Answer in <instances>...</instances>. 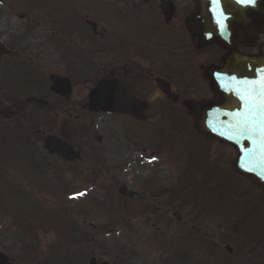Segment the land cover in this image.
Listing matches in <instances>:
<instances>
[{
    "label": "rangeland",
    "instance_id": "rangeland-1",
    "mask_svg": "<svg viewBox=\"0 0 264 264\" xmlns=\"http://www.w3.org/2000/svg\"><path fill=\"white\" fill-rule=\"evenodd\" d=\"M96 2L103 1L0 3V42L7 48L0 57V250L10 264H40L53 250L61 256H52L49 264H65L63 258L77 254L83 257L78 264L91 256L110 264H264V200H253L262 193L229 170L226 162L236 155L231 146L202 139L184 107L154 102L151 120L140 122L82 105L94 81L84 85L78 74L95 73L96 60L75 49L90 47L84 20L92 18ZM73 4L77 17L68 6ZM73 22L80 30L71 35L64 27ZM55 72L75 74L71 99L57 109L35 105L21 114L15 107L19 99L55 100L49 93ZM47 134L70 137L80 159L69 163L47 153ZM97 135L103 136L101 143ZM204 151L210 154L204 168L189 170L188 155L199 159ZM211 168L219 173L215 180L228 178L237 188L238 204L249 200L259 207L236 234L237 242L231 232L244 219L243 209L226 192L209 200L207 186L195 190ZM184 172L195 176L187 182ZM121 185L136 198L121 200ZM175 190L178 198L172 196Z\"/></svg>",
    "mask_w": 264,
    "mask_h": 264
},
{
    "label": "flooded vegetation",
    "instance_id": "flooded-vegetation-1",
    "mask_svg": "<svg viewBox=\"0 0 264 264\" xmlns=\"http://www.w3.org/2000/svg\"><path fill=\"white\" fill-rule=\"evenodd\" d=\"M204 1L208 4L207 0ZM226 3L228 9L238 8L244 12L239 20L256 16L257 3L264 6V0ZM68 6L74 13L75 4ZM91 9L90 20L95 23V28L86 23L90 47L80 50L94 54L96 71L79 73V82L85 85L90 79L96 85L100 80L115 79L132 86L138 98L148 103L145 122L151 120L150 110L155 108L154 102L157 101L173 108H185L187 100L215 99L204 72L207 67L219 63L228 50L218 44L199 48L198 38L188 23L197 10L196 0H106L96 2ZM228 22L235 24L232 17ZM235 36L238 50L246 55L258 54L264 44L263 32L255 34L251 29L246 32L239 29ZM68 74L71 82H75V74ZM153 96L158 99L152 100ZM87 102L88 96L81 103L87 105ZM206 153L204 151L205 156L199 159L207 162L210 154ZM192 158L199 160L196 155ZM215 160L219 162L217 158ZM233 160L226 162L230 171L232 168L235 171ZM213 173L211 183L224 184V180H215L219 174L215 169ZM237 175L241 183L250 185L245 176ZM252 188L262 193L259 187Z\"/></svg>",
    "mask_w": 264,
    "mask_h": 264
},
{
    "label": "water",
    "instance_id": "water-1",
    "mask_svg": "<svg viewBox=\"0 0 264 264\" xmlns=\"http://www.w3.org/2000/svg\"><path fill=\"white\" fill-rule=\"evenodd\" d=\"M197 1L198 12L201 14V1ZM208 1L211 27L194 29V32L199 36L200 46H204L206 41L208 43L217 42L218 44L225 45L223 40L226 37V27L220 23L228 17H234V12L228 10L226 0H219L218 3H213V0ZM257 10V21H253L250 25L255 29L263 30L264 10L259 7ZM235 11H238L235 13L238 17L244 13L242 10H238V8H235ZM239 21L243 22L242 20ZM241 22L238 23L237 27L246 28V25ZM229 48L230 50L232 49L231 47ZM4 52L5 48L0 45V54H4ZM260 52L257 56H244L241 53L236 56L232 55V51L223 59L221 64L208 68L205 76L210 79V87H212L213 92L219 99L217 101H189L186 105L195 117L198 130L217 140H222L234 146L238 150V157L235 160L236 170L240 174L246 175L251 182L264 188V172H262L261 167L256 165L254 160L246 155L247 151L253 147L252 142L246 138L241 139L240 142L231 138L234 135L231 129V125L234 122L233 114L241 112L245 108V104L240 99L238 93L250 86V84L245 85L241 82L248 81L251 83L264 78V46L261 47ZM52 83V91L62 95L66 100L71 97L72 84L69 78H61L55 75L52 76ZM90 92L89 108L93 112L125 113L131 116L133 115L140 120L146 117L144 110L147 105L138 99L132 87L124 85L122 82L102 80ZM96 139L98 142H101L102 137L98 136ZM45 148L54 156H60L69 161H74L78 158L74 147L59 137L47 135ZM250 168L253 170L250 171ZM119 192L122 196H128L130 198L135 196L134 192L129 191L124 186L120 187ZM175 215L180 219L178 214ZM228 249L232 252L230 247ZM9 263L10 258L4 252L0 251V264ZM88 264L109 263H98L95 258H91Z\"/></svg>",
    "mask_w": 264,
    "mask_h": 264
},
{
    "label": "snow or ice",
    "instance_id": "snow-or-ice-1",
    "mask_svg": "<svg viewBox=\"0 0 264 264\" xmlns=\"http://www.w3.org/2000/svg\"><path fill=\"white\" fill-rule=\"evenodd\" d=\"M218 2L219 0H213V3ZM247 2L251 3L252 0ZM241 83L250 86L238 93L245 108L233 114L234 122L231 129L234 135L231 138L236 139L237 142L245 138L252 142L253 147L246 155L264 172V78L256 82Z\"/></svg>",
    "mask_w": 264,
    "mask_h": 264
},
{
    "label": "trees",
    "instance_id": "trees-1",
    "mask_svg": "<svg viewBox=\"0 0 264 264\" xmlns=\"http://www.w3.org/2000/svg\"><path fill=\"white\" fill-rule=\"evenodd\" d=\"M240 229V228H239ZM26 244H29L30 245V243H25L24 245H26ZM35 244V243H34ZM30 247H31V245L29 246V247H26L25 249H27V250H29L30 252L32 251V248L30 249ZM57 252H59V251H57V250H53L52 251V256H54L55 257V259H58V254L59 253H57ZM26 253V252H25ZM60 256H61V254H59ZM52 256H48L47 258H45L44 260H42L41 262H40V264H49V261L51 260L50 258L52 257ZM80 257V258H79ZM64 259V261H67V263H65V264H70V263H72V262H76V261H78V262H80V260H82L83 259V257H82V255L81 254H77V255H75V258L74 259H72V258H70V257H65V258H63ZM62 259V260H63ZM59 260H61V259H59ZM61 260V261H62ZM60 264H62V263H60ZM76 264H78V263H76Z\"/></svg>",
    "mask_w": 264,
    "mask_h": 264
},
{
    "label": "bare ground",
    "instance_id": "bare-ground-1",
    "mask_svg": "<svg viewBox=\"0 0 264 264\" xmlns=\"http://www.w3.org/2000/svg\"><path fill=\"white\" fill-rule=\"evenodd\" d=\"M263 18V17H262ZM261 18V19H262ZM262 23H264V22H262ZM11 24L13 25V26H16L17 25V20H15V19H12V21H11ZM263 25V24H262ZM263 29H264V27H263ZM246 37H248V38H251L249 35H247ZM236 39H237V37L236 36H233L232 38H231V40H230V43H231V50H230V52L229 53H231L232 51H233V53H232V55H238V54H240V51L238 50V48H236ZM242 54V53H241ZM257 56V55H256Z\"/></svg>",
    "mask_w": 264,
    "mask_h": 264
}]
</instances>
